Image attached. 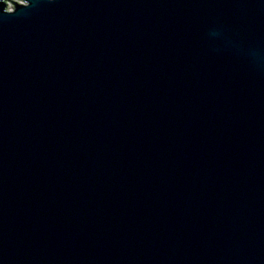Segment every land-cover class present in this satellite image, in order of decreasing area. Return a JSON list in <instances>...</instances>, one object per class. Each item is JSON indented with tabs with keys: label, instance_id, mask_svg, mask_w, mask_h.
<instances>
[{
	"label": "water",
	"instance_id": "water-1",
	"mask_svg": "<svg viewBox=\"0 0 264 264\" xmlns=\"http://www.w3.org/2000/svg\"><path fill=\"white\" fill-rule=\"evenodd\" d=\"M0 264H264V0H0Z\"/></svg>",
	"mask_w": 264,
	"mask_h": 264
}]
</instances>
